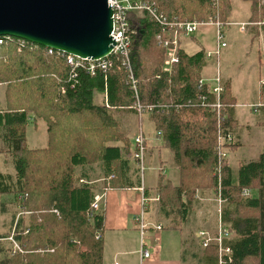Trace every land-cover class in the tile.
I'll return each instance as SVG.
<instances>
[{"label": "trees", "instance_id": "obj_1", "mask_svg": "<svg viewBox=\"0 0 264 264\" xmlns=\"http://www.w3.org/2000/svg\"><path fill=\"white\" fill-rule=\"evenodd\" d=\"M242 1L250 4L249 20L264 17V0ZM141 2L166 21L226 23L233 14V0ZM162 24L148 14L129 18V57L138 101L144 108L153 107L146 113L180 172L179 185H160L158 204L165 215L175 212L185 223L197 189L220 188L219 217L231 232L225 243L231 260L226 264H264V148L237 171L227 160L219 161L217 115L207 105L212 95L207 85H199L204 50L188 54L180 48L178 62L164 70L166 48L157 37ZM256 30L264 33V24ZM0 39V83L5 85L0 152L10 154L14 169V174L0 172V195L22 194L19 203L28 212L18 218L13 236L22 252L14 250L3 264H103L105 214L102 209L90 212L100 193L95 181L101 178L104 189L140 184L133 158L139 126L133 129L124 120L130 111L141 124L127 68L112 56L105 72L89 74L72 70L64 56L50 54L46 47L29 42L23 46L15 37ZM223 87L225 113L235 97L229 81ZM260 92L264 95V82ZM30 115L35 123H45L46 147L28 148ZM234 121L226 114L220 123L223 134L233 136ZM244 189L256 195H244ZM206 249L204 264H217V247Z\"/></svg>", "mask_w": 264, "mask_h": 264}, {"label": "rangeland", "instance_id": "obj_2", "mask_svg": "<svg viewBox=\"0 0 264 264\" xmlns=\"http://www.w3.org/2000/svg\"><path fill=\"white\" fill-rule=\"evenodd\" d=\"M249 16H250L249 2L242 0H233V14L229 22H237V23L248 22V21L250 22L251 20H249ZM209 21L216 22L219 20H209ZM209 21H206V23ZM198 22H204V21H198ZM219 22L223 24L221 25V27L224 34V41L226 42V46L220 50L219 57L218 56L212 57L211 62L212 65L215 66V68L218 67L220 73L219 76L222 80H223L222 73L224 72L226 74V71H229L231 74H233L234 77L233 86L237 94V99H235V103L236 100L238 103V106L235 109L236 111L235 114H237L236 116L237 119L233 117L235 123L231 127V130L234 137H233V141L227 146L228 148H227V155L225 157V160L229 162L232 170L235 169V171H237V167L239 166L240 163H244L255 159L260 153V151L264 148V96H260L258 92L260 85L264 82V33H260L255 41L253 40L252 43L250 42V44L248 43L247 45V40L249 39L248 35L251 37L253 34L256 35L255 29L256 27H259L261 25H257V24L249 25L248 27H246L245 31L243 32L246 35L242 36L243 34H240L242 33V31L240 30L238 25H229V22L226 23H223L221 21ZM215 27L216 26H212L208 24L199 25L196 28V30L191 34H188L187 37L181 35L180 37L181 49H184V51H186L188 54H193V52L195 51L197 52V50L199 49H203L204 52L208 50H213L215 47V40H216ZM250 30H252V32H250L252 33V35H250L249 33ZM185 46L188 47L191 46V47L185 48ZM257 47L260 48L259 51H257ZM257 52L259 53V56ZM215 68L212 72V75L215 72ZM136 85H137V81H136ZM4 90H5V85L0 83V96L3 97V104L1 105L2 107L4 106ZM259 103L263 104V106H259V107L253 106ZM225 113L227 114L228 112L225 111ZM226 114L224 115L226 116ZM136 117L137 116H135V114L128 111L124 116V120L126 121L127 126L130 125L129 127H132L133 129H137L136 127L139 126L138 130L141 128L144 131V135H146L147 126L145 123L147 122L146 121L148 117L147 113L145 112L143 114L142 117L143 120H141V124L137 123L138 119ZM39 132L40 129L38 131H34L32 127L27 131L26 137H27V143L29 145L32 146L33 143L39 144L38 140L41 139ZM238 134L239 136H237ZM235 143H239V145L234 147ZM162 146L165 147L163 144ZM229 147H232L231 150H228L230 149ZM0 148H3L1 143H0ZM145 165H146V161H145ZM173 166L177 167L175 163L173 164ZM156 168L157 170L159 169V167ZM147 169L148 166L146 165V169L143 172V175H145V188H147V182H146ZM0 171L1 172L14 171L11 163L10 154L0 152ZM166 174L167 177H169L173 181L178 179V170L176 168L169 169L168 167L166 170ZM166 181L167 180H165V182ZM102 183L103 181L101 180V178L95 181V185L97 186H102ZM163 184H161V186ZM104 190L106 191L107 189L103 188V191L99 189V191L102 192L100 195L103 197L101 205L104 204V193H105ZM198 190H205V189H197V191ZM209 190L210 189H206V191H204L203 193L205 196L201 199H198L199 203H202L200 206L202 211L200 212L199 215L198 212H196L195 215L193 216L192 228L202 227L207 229L208 228L213 229L215 227V223L216 225L218 223L217 219H218L219 210L222 209L223 207V201L219 195L220 188L217 187V190L215 189L210 190L212 192H210ZM197 191L195 195L196 199H197ZM158 192L159 190L156 191V193L153 192L152 194L153 197L147 195L148 201L146 203V209L149 211V213L147 214L146 212L147 210L145 211L144 223L146 224V228L148 230H151L152 224H160L162 226L161 231L158 233L159 237H157L156 233L153 232L154 233L153 243L156 244L157 241H159V245L162 251L161 257L174 259L175 257L179 256L181 250V235L178 231L166 230V229L170 228V226L180 227L182 225V222L179 221V217L175 212H172L170 213V215L167 216L164 214L165 211H162V214L164 216H162L160 213L159 215L156 214L155 210H153L152 208L154 207V203L158 204V200H159ZM252 193L253 190H251V195ZM195 201H194V206H197L195 205V203H197ZM149 215L157 219L158 222H154L156 220H151ZM1 217L2 218H0V222L3 221L7 222L10 220L9 214L1 215ZM132 221L134 223V227L137 230L136 245L131 246L132 250H125L126 252L124 256L118 258L119 261H121L124 264H139L138 252L141 246V231L139 229L140 223H137L135 221V216ZM163 228L166 229L163 230ZM173 229H177V228H173ZM213 230L215 231V229ZM213 230H211V232H213ZM182 232H184V230ZM122 234L125 235L126 237L129 236V233L127 232H123ZM147 236L149 235L146 234V238ZM104 237H105L106 248L108 247L109 244L110 246H113L116 243V240L120 239V236H118L116 233H110L109 231L105 232ZM130 239L132 240V238ZM128 251H132V252L128 253ZM193 252L194 254L196 253L200 255L202 250L199 251L197 250V248H194ZM110 264H112V259L110 260Z\"/></svg>", "mask_w": 264, "mask_h": 264}, {"label": "built area", "instance_id": "obj_3", "mask_svg": "<svg viewBox=\"0 0 264 264\" xmlns=\"http://www.w3.org/2000/svg\"><path fill=\"white\" fill-rule=\"evenodd\" d=\"M107 4L111 9V20H112V30L110 36L112 38L113 43L112 50L109 55L97 59L92 58H82L76 55L68 54L63 51L55 50L52 48H47L48 53L57 54L60 56H64L66 61L70 64L72 70H77L78 68L83 69L89 74H94L96 71L105 72L107 68L111 65V57L116 56L120 58L122 64L125 65L128 71V81L130 82L131 88L134 91V96L136 98V113L140 120L146 111H150L153 109L152 106H148L146 108L142 107L140 102L138 101L137 94V85L136 79L134 78L132 72V65L129 57L130 53V38L129 33L132 32L129 29V18L130 15L135 14L137 17H142L146 14L150 15L152 18H155L156 21H159L162 24L163 31L157 37L160 40L163 47L166 48V54L164 57V70L169 71L172 64L178 62V51L181 48L180 45V37L181 35L191 34L196 30L199 25H212L216 26V40L215 47L213 50L205 51V58H212L220 55V50L226 46V42L224 41V34L222 31L221 25L219 21H209V22H198V21H178V20H170L166 21L164 18L162 19L159 15H157L156 10L151 5H148L141 0H107ZM166 21V24H164ZM261 25L264 24V17L260 21H248V22H229V25H238L242 32L245 31L246 27L249 25ZM6 39H10V36H3ZM163 37V38H162ZM162 38V40H161ZM17 41L21 45H25L28 41L16 38ZM2 39H0V42ZM31 43V42H29ZM34 45V43H31ZM37 45V44H36ZM34 45V46H36ZM220 73L218 67L215 68V72L210 77L201 76L199 79V85H207L208 92L212 95V100L207 104L211 111H214L217 115L218 122V146H219V161L225 160L227 155V146L233 141V136L222 133V128L220 123L226 118L224 115V106L221 102V96L223 92V80L220 78ZM204 100V98H203ZM204 103V102H202ZM253 106H263V104L259 103ZM160 132H158V135ZM146 135H144V131L140 128L137 133L133 136L134 143V165L137 168L138 178L140 180L139 187L137 190L140 192V204L141 210L136 214L135 221L139 224V229L141 231V246L139 250V264H157L156 257L154 256V250L146 243V234L149 231H152L158 234L162 226L160 224H152L151 230L146 228V224L144 223V215L146 210V203L148 201V197L145 195V175H143L144 170L146 169L145 161H146ZM229 150V149H228ZM219 176V175H218ZM220 178V177H219ZM218 178V179H219ZM82 181V180H80ZM102 192L95 194L93 201L91 202V211H98L101 208L102 204V196L100 195ZM251 190H243V194H250ZM220 210L218 214V223L215 231L211 232L209 230H201L198 232L200 238V244L202 248H207L211 245L217 247V264H226L230 261V247L225 243L230 238L231 232L228 230L226 226L220 220ZM28 229H25V233ZM13 235V233H12ZM14 244V250L22 252V248L18 242H16L13 237L9 238ZM227 257V258H225ZM113 264H119L118 262H114Z\"/></svg>", "mask_w": 264, "mask_h": 264}, {"label": "crops", "instance_id": "obj_4", "mask_svg": "<svg viewBox=\"0 0 264 264\" xmlns=\"http://www.w3.org/2000/svg\"><path fill=\"white\" fill-rule=\"evenodd\" d=\"M256 30V29H255ZM252 32V30L249 31V33ZM240 33V32H239ZM243 34L242 36L246 35L243 32L240 33ZM252 35V33H250ZM186 36V35H184ZM258 34L256 30V35L249 36V39L247 40V45L250 42L252 43L253 40L255 41L257 39ZM187 37V36H186ZM250 40V41H249ZM258 41V40H257ZM191 47V46H189ZM188 46H185V48H189ZM259 47H257V51H259ZM200 50V49H199ZM197 50V51H199ZM196 53L193 52V54ZM258 56L259 53L257 52ZM209 59V60H208ZM212 58H206L205 63L201 70V76L210 77L212 75V72L215 68V66L212 65L211 62ZM215 59V58H213ZM218 62V60H217ZM222 77L224 81H229L232 89V94L237 99V94L233 86V74H231L229 71H226V74L223 72ZM259 95L264 96L260 92L259 88ZM3 104V97L0 96V106ZM254 104V103H252ZM238 106L237 100L235 105L231 106L230 110H226L228 113L227 115L230 117L231 120H233V117L237 119V114H235V109ZM231 113V114H230ZM29 122L26 126V133L27 131L32 127L34 131H38L40 129V138L39 144H32L29 145L27 143V137H26V144L28 148H43L47 145V133H46V125L43 121H37V123L34 122V119L32 115L29 117ZM146 137H147V149H146V165L148 166L147 173H146V182H147V188L148 190V196L153 197V192L156 193L158 191L161 184L165 182V180L169 181L173 185H179L180 182V172L179 169L175 166L174 160H173V153L172 151L166 147L162 146V140L160 137L156 134V131L153 129V124L149 120V117L146 119ZM239 136V134L237 135ZM1 141V139H0ZM231 152V151H230ZM230 157V154H229ZM156 167H159L157 170ZM169 167V169H177L178 170V179L173 181L169 177H167L166 170ZM156 168V169H155ZM156 171V172H155ZM158 171V172H157ZM235 171V169H234ZM1 172V171H0ZM4 174H14V171L10 172H2ZM98 189H101L103 191V188L101 186H97ZM155 188V189H154ZM206 190H198L197 191V199L195 202V205L193 207L192 212L190 213L187 221L185 223H182L180 227L176 226H170V228L166 229L163 228V230H173L178 231L181 235V250L178 257H175L174 259L169 258H163L161 247L159 245V241H157L156 244L153 243L154 240V233L152 231H149L146 238V243L154 250V256L156 257V263L157 264H204V258L207 257L208 251L205 248L201 247L200 244V238L198 235V232L201 230H213L216 229L217 225L215 223V227L213 229L211 228H202V227H196L192 228L193 225V216L196 212H198V215L202 211L201 204L199 203L198 199L203 198L205 195L203 194ZM210 191V190H209ZM104 204L102 205V209L105 214V220H104V229H103V242H104V248H103V264H110V260L112 259V264L114 262H118L119 264H124L121 261H119V257L124 256L125 250H132L131 246L136 245V228L134 227L133 218L136 216V214L140 211L141 204H140V192L136 188L132 189H107L104 190ZM212 192V191H210ZM253 195H256V191H253ZM23 198L22 194H3L0 195V218L1 215L9 214L10 220L5 222H0V264L5 263L8 259L10 254H12L14 251V244L9 239L11 236H14V230L17 224V220L19 217H27L28 212H24V210L21 209L20 206V200ZM207 199V197H206ZM156 202V201H154ZM149 208V206H148ZM155 210L156 214L159 215V213L162 214L160 205L157 203H154V207L152 208ZM147 214L149 211H146ZM170 215V214H169ZM197 215V216H198ZM167 216V215H166ZM151 220H156L154 222H158L157 219L153 218L151 215H149ZM147 218V217H146ZM167 218V217H166ZM169 219V217H168ZM149 220V219H148ZM218 220V219H217ZM153 222V221H152ZM136 223V222H135ZM132 225V227H131ZM26 227V224H25ZM23 227V228H25ZM177 229H173V228ZM184 227V228H183ZM184 230V232H182ZM109 231L110 233H116L118 236H120V239L116 240V243L113 246L108 245L106 248L105 243V232ZM214 231V230H213ZM123 232L129 233V236L126 237L123 235ZM193 232V233H192ZM13 233V235H12ZM157 237H159V234H156ZM132 238V240L130 239ZM195 243V244H194ZM194 248H197V250H202L201 254H194ZM132 251H128V253H131ZM26 260V259H25ZM28 262V261H26ZM211 262L214 263L212 260Z\"/></svg>", "mask_w": 264, "mask_h": 264}, {"label": "water", "instance_id": "obj_5", "mask_svg": "<svg viewBox=\"0 0 264 264\" xmlns=\"http://www.w3.org/2000/svg\"><path fill=\"white\" fill-rule=\"evenodd\" d=\"M111 30L107 0H0V36L97 59L112 50Z\"/></svg>", "mask_w": 264, "mask_h": 264}]
</instances>
